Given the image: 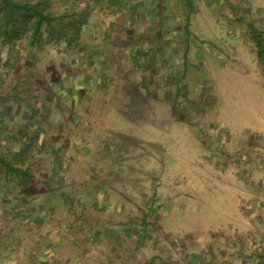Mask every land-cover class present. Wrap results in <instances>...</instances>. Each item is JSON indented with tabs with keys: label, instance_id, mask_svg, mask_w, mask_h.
<instances>
[{
	"label": "rangeland",
	"instance_id": "rangeland-1",
	"mask_svg": "<svg viewBox=\"0 0 264 264\" xmlns=\"http://www.w3.org/2000/svg\"><path fill=\"white\" fill-rule=\"evenodd\" d=\"M45 1L55 20L38 39L25 21L21 34L0 36V264H107L112 248L139 251L140 264H171L179 243L193 249V238L216 232L191 221L204 210L184 196L218 182L205 170L224 128L264 135V0L246 15L235 0H186L198 17L177 19L193 32L175 40L178 51L154 43L170 46L171 28L144 27L154 3ZM211 4L228 19L206 16ZM25 207L36 222L14 223Z\"/></svg>",
	"mask_w": 264,
	"mask_h": 264
},
{
	"label": "crops",
	"instance_id": "crops-1",
	"mask_svg": "<svg viewBox=\"0 0 264 264\" xmlns=\"http://www.w3.org/2000/svg\"><path fill=\"white\" fill-rule=\"evenodd\" d=\"M146 1H148V4L145 3V5H149L150 7L155 4L157 10L154 12L157 14L156 16L150 17L151 20H147L146 18L147 21L144 23V27L145 25H150V27L152 25V27L158 29L162 27V34L165 33L166 29L168 30L171 28L172 32L169 38L172 39L173 43L170 44V46L164 44L165 39L154 42L155 46L159 48L163 46L164 50H167V48L170 47L174 48V51H178V46L175 44V40L183 34V30H186V28L190 31L187 36H191L193 32L191 30L192 25H185V27L183 25L184 28L182 29V26L177 24V19H179L180 16H188L191 21H195V18L198 17L192 15L191 12H187V10H194L191 3L189 2L191 9H187L185 7V5H188L186 0ZM231 1L234 2V0H230V2ZM240 1L243 2L244 8L241 7L242 4L241 6L238 5ZM235 3H237V6L234 5L235 7L233 8L236 9L235 11L240 12V15H246L252 11L251 7H254L255 5V1L253 3V0H235ZM166 5L168 6L166 10L169 12V16L165 15L166 11L164 10ZM207 8L208 9L204 8V11L208 17H211L209 13L213 14L215 17H218L217 13H219V15H222V18L225 17L226 19L230 16L225 8H220L217 4H211ZM198 11L200 13L203 12V10ZM223 13L227 14L224 16ZM191 17L195 18L193 19ZM188 22L190 23V21ZM225 29L226 28L223 30L224 33ZM262 32L264 33V31ZM228 33L229 31L226 33V36H228ZM160 38H164V36L162 37V35H160ZM192 40L193 42L191 40L188 42L190 44V52L192 51L191 55H188V57H193L195 46L197 47V39L192 38ZM251 41L252 45L250 47L252 49L256 48V45H254L255 42L253 40ZM167 42H169V40ZM159 43L162 44L159 45ZM185 46L188 48L187 45ZM170 48H168V50ZM153 49L154 48H152V50ZM145 52L146 54L144 57L149 58L147 57L149 55L148 52ZM157 53L158 52L156 51L155 56ZM176 53L177 52H173V63L177 64L181 62L179 59L181 56L179 57ZM183 54H185V50ZM258 55L260 56L261 54L259 53ZM197 57H199V55ZM136 60L137 59H135V64L138 63ZM144 60L145 58L141 59V61ZM253 62L255 63V59ZM138 66L139 64L135 67ZM221 66H223L222 63ZM261 76L262 78L264 77V70L261 72ZM253 83L256 85V88L261 86L258 82L256 83L253 81ZM262 92H264V85ZM262 94L264 95V93ZM256 96H261V93L256 92ZM257 112L259 118H261L258 120L264 121V109L261 110L259 108L257 109ZM224 129L226 130L227 135L220 136L217 140L220 145L219 147L221 148L220 152L214 148L215 154L211 159V162L213 160L215 162L213 161V165L211 163V168L205 170V174L214 178L218 177V182L215 183V181L212 180V183L208 181L207 184L203 185L192 184L190 191L184 196L188 197L191 202H201V204L198 205H201L202 210H204L203 212H194V215L191 212V221H197V224H206L211 227L217 225L215 226L216 232H212L211 239H207V236H205L204 239L200 236L197 239L193 238L195 244L192 246H194L193 249L195 250L191 249L190 245L181 246L179 243L173 249V254L175 255L173 256V262L171 264H264V135L259 132L251 133V131L245 128L244 125L239 128V132L236 129L237 132L230 133V130L227 127ZM246 135L247 138L245 139L244 136ZM254 137L256 138V141L260 142H252ZM248 139L249 141L247 142ZM198 171L199 170L196 168L194 173L196 175L201 174V172ZM172 204L173 201L171 202L170 207H172ZM27 207L23 209V212L12 215L14 223L34 224L36 222L35 216L31 213H27ZM174 207H176L177 213H183L182 216L185 218L186 215L184 214L186 210L183 208L182 204L180 206L175 204ZM15 208L16 205L13 209ZM9 209L12 210V208ZM46 211L50 212L49 209ZM204 213L207 214V216L203 217L202 214ZM42 230L44 232H42L44 237H50L48 235L49 228L44 227ZM94 231L97 232V229H94ZM97 237L98 239L103 237L101 236V231H98ZM50 249H53V246ZM50 249L44 248V252L49 253L48 250ZM112 249H115L113 252L116 250H118V252H115L114 254L109 253L106 257L107 264H117L119 263L118 259L124 261L128 260V264H133L134 262H136L134 264L141 263L138 260V256L140 255L139 251L127 254L125 250L120 252V249ZM152 253L151 250H148L146 255L150 256Z\"/></svg>",
	"mask_w": 264,
	"mask_h": 264
},
{
	"label": "trees",
	"instance_id": "trees-1",
	"mask_svg": "<svg viewBox=\"0 0 264 264\" xmlns=\"http://www.w3.org/2000/svg\"><path fill=\"white\" fill-rule=\"evenodd\" d=\"M45 3V0L36 4L23 0H0V36H11L12 31L19 35L20 31H25L19 27L21 21H25L33 39H38L44 25H51L55 20L51 11H46ZM111 3L117 5L121 1L111 0Z\"/></svg>",
	"mask_w": 264,
	"mask_h": 264
}]
</instances>
